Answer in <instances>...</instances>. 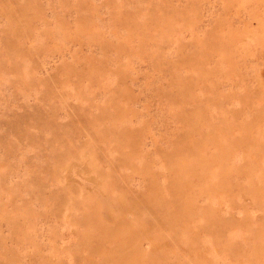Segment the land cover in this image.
<instances>
[{"label":"rangeland","instance_id":"374dc122","mask_svg":"<svg viewBox=\"0 0 264 264\" xmlns=\"http://www.w3.org/2000/svg\"><path fill=\"white\" fill-rule=\"evenodd\" d=\"M0 264H264V0H0Z\"/></svg>","mask_w":264,"mask_h":264},{"label":"bare ground","instance_id":"6f19581e","mask_svg":"<svg viewBox=\"0 0 264 264\" xmlns=\"http://www.w3.org/2000/svg\"><path fill=\"white\" fill-rule=\"evenodd\" d=\"M186 160H187L188 162H184V161L182 160L184 163H179V164L182 165V166L186 165V166H185L186 168H189V169H192V170H193V167H192V165H191V163H192L191 160H189L188 158H186Z\"/></svg>","mask_w":264,"mask_h":264}]
</instances>
